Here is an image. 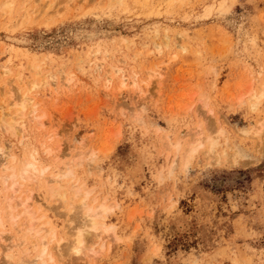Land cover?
Segmentation results:
<instances>
[{
    "label": "rangeland",
    "instance_id": "374dc122",
    "mask_svg": "<svg viewBox=\"0 0 264 264\" xmlns=\"http://www.w3.org/2000/svg\"><path fill=\"white\" fill-rule=\"evenodd\" d=\"M1 9L3 105L10 103L8 85L23 92L32 81L50 82L34 93L45 126L59 132L50 142L58 152L46 153L44 129L33 132L27 117L32 131L18 135L23 142L13 149L0 124V145L11 146L9 159L16 156L9 166L19 167L35 149L39 166H49L22 189L41 205L45 216L37 222L48 219L60 235L50 245L56 261L60 249L67 264H264V96L255 98L264 87V0H14L11 12ZM112 64L138 80L151 76L150 86L142 81L143 92L115 91L120 76L114 75L107 88L104 74ZM7 69L11 74L2 72ZM218 125L224 133L208 152L206 135ZM196 130L205 142L186 162ZM178 140L176 153L169 141ZM79 152L85 156L70 184L89 191L93 206L110 204L101 220L111 229L90 231L83 254L68 257L78 223L50 202L43 184ZM2 184L0 178V234L6 236L0 264L10 252L11 264H20L22 250L32 259L39 249L30 237L6 247L23 231L21 217L18 232L8 221ZM21 192L15 196L24 197ZM102 242L111 250L99 251Z\"/></svg>",
    "mask_w": 264,
    "mask_h": 264
},
{
    "label": "bare ground",
    "instance_id": "6f19581e",
    "mask_svg": "<svg viewBox=\"0 0 264 264\" xmlns=\"http://www.w3.org/2000/svg\"><path fill=\"white\" fill-rule=\"evenodd\" d=\"M26 1H29V0H26ZM3 2H4L3 4H0L1 5L0 8H2L1 10H3L4 12L7 11V13L11 12V10L13 8L14 0H6ZM25 11H26V14H28V12H30L29 9L25 10ZM25 11H24L23 15H25ZM155 46L158 48V50L160 52L162 51V48H161L162 42L155 41ZM113 65H115V66H113ZM109 69L110 70H106V72L104 74V76L106 78L105 84H106L107 88H110L111 85L114 86V84H113V82L115 80L113 78L114 75L120 76L119 86H118V89H116L115 91H119V92L120 91L122 92L124 90L134 91L136 89L138 91L143 92L144 89H143V85L141 82L142 81L145 82V84H146L145 87L147 88L148 86H150L151 81H152L150 78L151 76L149 78H143L142 80H138V78H137L138 76H136V74H131V76H130L123 70L122 67H120L116 64H112V66H110ZM2 72L7 73V75H9L8 73L11 74L10 69L2 70ZM156 73H157L156 75L159 74L158 72H156ZM0 74H2V73L0 72ZM21 78H22L21 72H20V74L17 73V77L15 78L17 81L16 85H19V83L21 85V83H23L21 81L23 78L22 79ZM69 79L70 78L67 79V82H69ZM11 80H13V79L10 78L8 81L12 82ZM10 82H8V83H10ZM67 82H65V83H67ZM12 83H10V84L13 85ZM48 83H50V82L48 80L46 81V78H44L43 83H37L36 81H32L28 85L26 82L28 87L26 88V90L23 89V92H22L21 91L22 88L19 86L17 88L16 87L14 88L11 86L13 88V89H11L10 86L7 84V81H6L5 85H8V87L5 90V93L7 95L10 94L12 96V100H11V96L8 95L7 98H8V100H10V103H8L6 105V106H8V108L3 105V103L6 104L7 101L4 102L3 100H0V124H3V126L5 125L4 126L5 130L8 133H10L9 137L12 140L14 139L13 141H15V143L13 141H10L12 143V146H13L12 149L14 147H16L15 144L17 142H19V143L23 142L22 140L18 139L17 136L18 135L21 136L22 134L27 132V130H30L29 126H27V122H29L30 120L31 121L33 120V122H34L33 125H35V130L33 132H35L36 129L38 130V132L44 129V133L42 131L41 132L44 134L45 140H43L44 142L43 141L42 142L45 145H47L49 143L48 147L45 148L46 153H49V154L55 153L54 151L56 149H54L55 147L54 148L52 147L53 145L50 142H52L54 139H56L55 137L59 136V132L54 130V129H49V128H47V126H45V121H44L45 115L39 114V111H40L39 106L43 102L37 97L38 95L36 93H34L35 89H37L38 87L40 88L43 84H48ZM50 86H53L54 87L53 91H56L55 87H58V83L56 81H53L50 84ZM263 88L261 89L260 95L255 96L256 99H260L261 97L264 96ZM16 89L21 91V94L19 92L18 95H16L15 94ZM3 94H4L3 92L0 93L1 99L3 98V96H2ZM6 94L4 96H6ZM13 96H14V98H13ZM252 104H253V109H255V107L257 106V103L253 102ZM26 117H27V119H30V120L26 121ZM31 121H30V123H32ZM215 125H217V124H215ZM260 125L262 126L263 124H260ZM258 127L260 128L259 125H258ZM258 127H257V129H259ZM33 128H34V126H33ZM197 130L195 132V135L193 134L191 136V139L187 142L186 154L184 153L185 156H183V157H185L186 162H189L188 160L193 156V154L198 150V148L203 145V141H204L203 137H202L203 132H201L200 130L197 132ZM31 131L32 130H30V133H31ZM253 131H254V129H253ZM253 131H252V133H253ZM188 132H191V131H188ZM216 132H217V134L215 136L212 135ZM223 133H224L223 129L219 126L217 128L214 127L213 132L211 134L209 133L206 135V144L208 147V152H213L215 150V148L218 144L219 135L223 134ZM255 133L257 134L258 131L257 132L255 131ZM30 136H28V137L30 138ZM29 138H26V139H29ZM180 140H178L177 142H173V143L169 141L170 145L174 146V148H175L174 152H176V153L178 152V149L180 148V144H181ZM13 143H14V145H13ZM43 143H42V145H44ZM8 145L9 144H7L6 146L0 145V156H1V158H0V173L3 171V169H4V172L7 169L9 170V167L12 165L11 161L12 160L15 161V157H16L15 155H13V157L15 156L13 159H9V158H11V157H9V156H11V153H9L7 150L8 148H6ZM58 148H60V146H58ZM9 149H11V146L9 147ZM36 151L37 150L35 149L33 152L26 155L27 157L22 161V163L21 164L19 163L20 164L19 167L17 164H16L17 166L12 165L10 167V170H11L10 173H7V172L4 174L1 173L2 176L0 174L1 181L3 182L2 187L6 191V193L3 197L6 196L4 199H5L6 204H7L6 210L8 211V214H7L8 215V221L10 222V224L12 226H15V228H13V229H15L14 231H16V225L18 223V219L21 217L22 218L21 224H18L17 227H19L23 231V235L20 237V241H19V239H17L18 243H15V244L9 245V246L5 245V246L8 247L9 250H11V249H13L14 246L24 245L30 237L31 238L30 242L32 241L33 246L35 248L39 249V253L37 252L38 254L36 255L35 258L31 257L32 259H30L28 256L29 253L27 251L23 252V250H22V252H21L22 254H21L20 258H18L20 264H67L69 261L65 258H62L63 256H62V253L60 252V249L58 251L59 252L58 255H59V257H61V259L58 261H56L53 253L50 251V245H51L52 241L55 239V237L58 238V236H60V235H58L59 234L58 232H57L58 234L56 236V230H55L56 228L53 227L52 225L51 226L48 225V223H49L48 219H47V221H43V223H42V221H41V223H38L39 222L38 220H40L42 217L45 216L44 213H42V214L40 213L41 215L39 214L40 209H41V205H39L38 200L35 201L36 198H34L35 196H33L32 194H30V191L28 193V192H26V190H24L26 192V194L23 193L22 188L24 186V182H26V181L39 182L41 176L44 177L42 174H44V172L46 170H48V168H49V166L43 167L41 164H40L41 166H39V161L36 157V154H38V151L37 152ZM88 151L90 152V150H88ZM93 152H92V154H94ZM82 154H83L82 152H79V154L75 155V157H73L69 163H66V165H64L65 167L63 166V164H62L63 167L60 165V167H62V168H59V169H61V170H59V174H55V175L52 174L49 177V179L47 178L48 179L47 182L45 184H43L45 189H47V191H48V199L50 200V202L55 201L58 203V205H55V206H60L59 208L63 207L67 211H71L70 213H73V214H70V215H73V221L75 220L74 222L78 223V226L74 225L75 229L73 226L74 231L70 230L73 233H72L71 238L69 239V241L70 240L71 241L68 245V247H69L68 257H70L71 255H74V254L75 255L83 254V249L87 248L86 244H85V243H87L86 242L87 241V235H88L87 233H91L92 231H96L100 228H102V230L104 232L109 231L111 229V228H107L101 220L102 218H104L106 216V213L110 209L108 206L110 204L106 205L107 202H102V200H100L98 202L99 204H97L96 206H93L92 204H93L94 198L92 197V199H91L88 196L90 193L89 191L85 190V192H81L82 191L81 188H83V186L82 185L81 186L76 185L75 182L77 183V181L70 184L71 182L69 180H72L73 177L75 178L74 167L81 165L83 162ZM92 154H90V155H92ZM90 155H87V156L90 157ZM235 155H237V156L240 155L238 150L236 151ZM61 156H63V155H61ZM217 156L218 155L213 156V158L217 157ZM58 157H60V156H58ZM54 159H56V158H54ZM85 159H86V157H85ZM9 160H11L9 162L11 164L10 166L6 164V163H8ZM235 160H236V158H235ZM56 168H57V166H56ZM43 182H45V181H43ZM20 190L22 191L21 194L22 193L25 194L24 197L22 195H19L17 197L15 196L17 194V192H19ZM7 194H10V195L7 196ZM73 198H77V202L75 204H73L74 202L73 203L71 202V200ZM104 200H106V198ZM2 201L3 200H1L0 202H2ZM33 206L35 207L34 209H33ZM1 214H3V212H0V224L4 225V223H3L4 219L1 217L2 216ZM5 218H7V217H5ZM37 223H38V226H37ZM10 228H12V227H10ZM19 228H17V229L19 230ZM18 230L16 232H18ZM1 231H3V230H1ZM97 232L98 231H96V233ZM1 234H0V240L6 241V239L4 238L6 236L3 237ZM14 237H17V236H15L14 234L11 235V238H13V240H14ZM61 239L56 240L57 241V248H60V246H61L60 245ZM9 242H11L10 238H9ZM6 244H8V243H6ZM105 245H107L106 247L110 249V244H106L105 242H102L100 248H98V249H100L99 251H101V250L104 251ZM5 249L7 250V248H5ZM94 253L99 254L102 252H94ZM6 258H7V260H5L6 263H4V264H11L13 262L14 254L12 252L7 253Z\"/></svg>",
    "mask_w": 264,
    "mask_h": 264
}]
</instances>
